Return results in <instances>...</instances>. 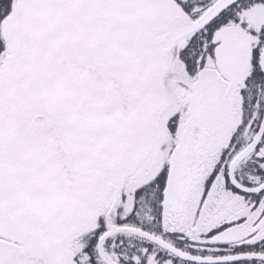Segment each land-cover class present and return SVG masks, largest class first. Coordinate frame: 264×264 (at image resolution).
<instances>
[{
  "label": "snow or ice",
  "instance_id": "snow-or-ice-1",
  "mask_svg": "<svg viewBox=\"0 0 264 264\" xmlns=\"http://www.w3.org/2000/svg\"><path fill=\"white\" fill-rule=\"evenodd\" d=\"M0 264H264V0H0Z\"/></svg>",
  "mask_w": 264,
  "mask_h": 264
}]
</instances>
